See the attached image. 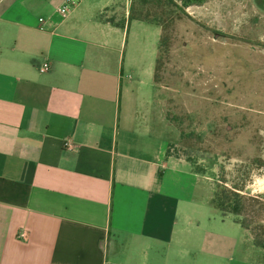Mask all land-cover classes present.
Instances as JSON below:
<instances>
[{"label": "crops", "instance_id": "obj_1", "mask_svg": "<svg viewBox=\"0 0 264 264\" xmlns=\"http://www.w3.org/2000/svg\"><path fill=\"white\" fill-rule=\"evenodd\" d=\"M52 2L0 0V264H264L140 123L127 1L91 0L81 38L53 11L31 23Z\"/></svg>", "mask_w": 264, "mask_h": 264}, {"label": "rangeland", "instance_id": "obj_2", "mask_svg": "<svg viewBox=\"0 0 264 264\" xmlns=\"http://www.w3.org/2000/svg\"><path fill=\"white\" fill-rule=\"evenodd\" d=\"M90 1L63 19L53 0L31 23L53 11L81 38L96 14ZM126 1L129 14L116 18L126 24L122 60L138 84L140 123L167 141L168 157L203 175L208 198L221 185L264 200V0Z\"/></svg>", "mask_w": 264, "mask_h": 264}, {"label": "trees", "instance_id": "obj_3", "mask_svg": "<svg viewBox=\"0 0 264 264\" xmlns=\"http://www.w3.org/2000/svg\"><path fill=\"white\" fill-rule=\"evenodd\" d=\"M169 1H179L183 7L188 8L200 5L206 0ZM210 205L224 217L232 216L252 234L255 245L264 249V200L262 198L243 195L238 189L219 185L213 192Z\"/></svg>", "mask_w": 264, "mask_h": 264}, {"label": "built area", "instance_id": "obj_4", "mask_svg": "<svg viewBox=\"0 0 264 264\" xmlns=\"http://www.w3.org/2000/svg\"><path fill=\"white\" fill-rule=\"evenodd\" d=\"M81 0H66L64 5H62L60 8H58V13L63 17L66 18L68 17L69 13L71 12L72 8H75ZM41 23H45L43 19H40ZM42 71L46 72L48 71V66L45 65L42 69ZM22 236H25V233L22 234Z\"/></svg>", "mask_w": 264, "mask_h": 264}]
</instances>
